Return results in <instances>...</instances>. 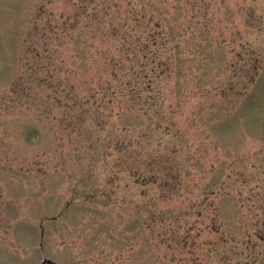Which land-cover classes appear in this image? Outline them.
Instances as JSON below:
<instances>
[{"label":"rangeland","instance_id":"rangeland-1","mask_svg":"<svg viewBox=\"0 0 264 264\" xmlns=\"http://www.w3.org/2000/svg\"><path fill=\"white\" fill-rule=\"evenodd\" d=\"M45 260L264 264V0H0V264Z\"/></svg>","mask_w":264,"mask_h":264},{"label":"trees","instance_id":"trees-1","mask_svg":"<svg viewBox=\"0 0 264 264\" xmlns=\"http://www.w3.org/2000/svg\"><path fill=\"white\" fill-rule=\"evenodd\" d=\"M115 67H118V69H115L113 71L112 76L115 79H118V73H116V72L117 71H123L124 68L126 69V67H121V66L118 65V63H116ZM144 77L145 78H148L150 80L149 75L146 74ZM90 90L93 92L91 98L94 100V102L95 101H99V104L100 105L101 104L105 105V107H107V108L110 109V112H112V110H114L116 108V105H115V103L113 101L116 100V99L119 100V101H121L125 97V94L127 93L126 91H122V92L119 91V92H111V93H109L108 90H105L104 93H99V91L97 89H96V92L93 91L92 89H90ZM129 93H130V95L134 96L135 99L138 97V91H136V89H132ZM98 94L99 95H102L103 94V95L102 96H98ZM109 94H111V98H108ZM118 103H120V102H118Z\"/></svg>","mask_w":264,"mask_h":264},{"label":"water","instance_id":"water-1","mask_svg":"<svg viewBox=\"0 0 264 264\" xmlns=\"http://www.w3.org/2000/svg\"><path fill=\"white\" fill-rule=\"evenodd\" d=\"M49 262V261H48ZM50 263V262H49ZM43 264H45V262L43 263Z\"/></svg>","mask_w":264,"mask_h":264}]
</instances>
